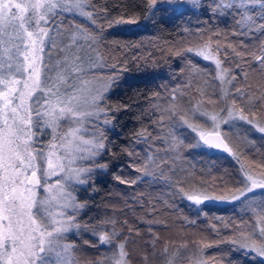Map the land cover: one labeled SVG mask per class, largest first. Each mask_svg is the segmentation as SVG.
<instances>
[{"label":"snow or ice","instance_id":"obj_1","mask_svg":"<svg viewBox=\"0 0 264 264\" xmlns=\"http://www.w3.org/2000/svg\"><path fill=\"white\" fill-rule=\"evenodd\" d=\"M186 6L206 7L214 19L231 17L232 35L259 41V50H250L243 40L233 45L226 33L208 29L213 36L197 46L195 55L212 63L215 74L207 72L211 80L195 85L201 99L193 103L195 98L189 97L184 107V96L173 89L163 104L153 105L154 132L141 128L132 135L133 143L152 141L143 159L134 149H120L136 158L133 167L141 175L125 180L114 174V179L121 184H136L144 178L163 183L170 189L168 207H175L174 200L179 198L200 215L208 203H234L250 217L224 225L234 227L231 239L194 242L195 253L189 252L187 244L175 247L165 242L158 247L159 237L154 235L146 245L151 252L142 256L143 264H234L230 258L225 260L227 254H207L221 243L231 244L232 251L245 260L251 257L248 264H264V153L251 138L258 133L264 140V91L253 90L247 83L253 68L264 74V0H210L207 4L143 0V18L148 20L157 12L183 14ZM107 11L104 7L98 13L92 0H0V264H129V239L120 242L123 233L116 231L114 219L91 229L97 243L83 241L108 249L95 260L82 262L81 246L70 239L89 231V225L81 222L88 208V202L80 199L81 190L96 191L98 174L109 169L103 158L117 157L108 133H115L121 107L108 104L107 99L122 73L116 71V64L104 61L97 47L100 34L91 29L98 15ZM75 17L90 23H70ZM104 19L110 27L140 22L136 13L115 20L105 15ZM195 34L202 37L204 31L198 29ZM222 35L226 42L219 39ZM131 59L142 61L143 67L157 63L152 53ZM189 64L195 73L188 85L192 87L202 70ZM154 98L160 99V94ZM218 102L224 104L218 111L205 106ZM244 125L248 128L241 130ZM185 130L196 134L194 143H185ZM186 147L222 150L237 162L240 178L231 184L222 178L218 185L192 179L190 173L173 166ZM252 153L258 159H249ZM155 212L152 204L149 215ZM184 219L196 224L195 219ZM108 224L111 231L104 227ZM133 231L139 234L138 229L128 228L129 235ZM212 231H219L215 224Z\"/></svg>","mask_w":264,"mask_h":264},{"label":"trees","instance_id":"obj_2","mask_svg":"<svg viewBox=\"0 0 264 264\" xmlns=\"http://www.w3.org/2000/svg\"><path fill=\"white\" fill-rule=\"evenodd\" d=\"M99 13L101 8L106 7L107 13H100L97 17V24L92 25L91 29L100 34V41L97 45L104 61L117 65V72L122 73V80L119 85L108 95L107 103L112 106H120L121 111L118 115V123L115 133L109 131V139L114 141L117 157L105 156L104 162L109 163L107 173L98 174L95 181L96 191L89 188L87 191L81 190L79 196L81 200L88 202V208L81 214V222L89 225V231L83 232L79 237H70L75 239L81 246V260L87 262L95 260L104 255L108 249L106 247H90L83 243L84 240L92 244L97 243L95 237L91 235V229H99L102 222L109 219L117 221L116 231L122 232L120 242L124 237H128L127 251L129 252V264H143L142 256L150 253L151 248L146 247L152 237H159L158 247H162L165 242L171 246L179 247L187 244L189 252L195 253L193 247L196 241H217L231 239L234 234V227L225 228L224 225L229 221L237 224L242 219L250 217L241 211L239 204L234 203H208L203 207V212L197 215L192 206L184 200L175 198V207H168L165 204L169 200L168 193L170 189L163 183H152L149 179H141L136 184H121L114 179L115 175H120L125 180L136 179L140 176L137 173L134 164L136 158L129 157L122 153V147H128L129 150H135L139 153L140 159L144 157V150L152 143H133L132 135L141 128H146L149 132H154L153 105L163 104L167 98L172 95L173 89L184 96L182 102L187 107V99L194 97L193 103L201 99L195 91V85L201 83L204 79L211 80L207 72L215 74L214 66L208 61L197 57L195 53H188L186 49H193L202 41H207L213 33L208 29H217L221 33L227 34V41L233 45H238L243 40L245 45L258 52L259 41L249 40L244 37L233 36L232 32L235 24L231 17L219 19L210 18L206 7L199 9L192 6H186L183 14L160 13L157 12L148 20L143 18V0H92ZM210 0H202L203 4L209 3ZM133 13L140 16L139 24H113L109 26L108 20L104 19L107 15L109 19H119L124 16L128 18ZM70 23H82L88 25L90 22L80 17L70 18ZM198 29L204 31V35H196ZM221 42H226L225 37H219ZM139 45V47H133ZM160 49H163V54ZM180 51L181 56L174 53ZM152 53L157 61L155 66L143 67V62L138 64L132 61L131 57L147 56ZM125 60L127 63L125 64ZM189 61L201 71L196 80L192 81L193 86L188 87L192 79L193 70ZM127 71H123L124 68ZM244 70H247L244 66ZM107 71V70H105ZM244 80L240 79V86H244ZM247 83L252 86L253 90L264 91V74L259 69L253 68L248 72ZM217 87V85H212ZM159 93L160 99H155L154 94ZM128 105V108H124ZM209 110L218 111L223 107V102L216 105H205ZM207 130L211 129L205 125ZM248 126L244 125V129ZM222 130L226 126H221ZM210 131V130H209ZM183 135L186 137L185 143H194V133L185 130ZM252 139L256 141V146L260 153H264V140L260 139V134H252ZM256 157L255 153L249 155V159ZM169 164L173 160L169 159ZM173 166L177 169H184L190 173L192 179L196 181H207L209 184L218 185L221 179L234 183L240 178L238 164L235 159L227 153L216 151L208 148H185L180 159L174 161ZM167 171V169H165ZM183 175V174H181ZM259 195V193H257ZM151 201V203H149ZM152 204H155L157 212L149 215ZM206 213V215H205ZM195 219L196 224L191 225L185 221ZM219 218V219H217ZM152 221L151 225L148 221ZM125 221L127 225L125 226ZM215 224L219 230L218 233L212 231V225ZM107 230L111 231L112 225H104ZM151 227L152 231L149 232ZM128 228L138 229L139 234L135 231L129 235ZM233 246L228 243H221L219 248L207 250V254H227L225 260L230 258L234 264L244 261L248 264L251 260L238 251H232ZM211 264V262H209ZM257 264L259 262L257 261Z\"/></svg>","mask_w":264,"mask_h":264},{"label":"rangeland","instance_id":"obj_3","mask_svg":"<svg viewBox=\"0 0 264 264\" xmlns=\"http://www.w3.org/2000/svg\"><path fill=\"white\" fill-rule=\"evenodd\" d=\"M196 49H197V48L194 49V53H195V50H196ZM213 66H214V65H213ZM209 130H211V129H209ZM194 135H196V134L194 133ZM217 203H219V202H217Z\"/></svg>","mask_w":264,"mask_h":264},{"label":"water","instance_id":"obj_4","mask_svg":"<svg viewBox=\"0 0 264 264\" xmlns=\"http://www.w3.org/2000/svg\"><path fill=\"white\" fill-rule=\"evenodd\" d=\"M214 150H216L217 152H218V151L223 152L222 150H217V149H214ZM224 153H225V152H224Z\"/></svg>","mask_w":264,"mask_h":264}]
</instances>
